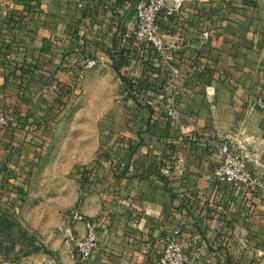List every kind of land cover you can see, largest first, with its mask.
<instances>
[{
    "label": "crops",
    "instance_id": "1",
    "mask_svg": "<svg viewBox=\"0 0 264 264\" xmlns=\"http://www.w3.org/2000/svg\"><path fill=\"white\" fill-rule=\"evenodd\" d=\"M145 1L0 2V108L16 117L0 131V264H156L174 229L187 264H264V187L212 177L226 142L264 182V0H165L153 70L133 40ZM121 48V72L140 85L126 102L131 123L80 162L88 180L68 176L73 163L47 159L51 130L86 80L67 90V72L84 55L111 64ZM171 90L175 116L154 119L146 97L165 106ZM75 211L98 226L83 261L69 256L86 233Z\"/></svg>",
    "mask_w": 264,
    "mask_h": 264
},
{
    "label": "rangeland",
    "instance_id": "2",
    "mask_svg": "<svg viewBox=\"0 0 264 264\" xmlns=\"http://www.w3.org/2000/svg\"><path fill=\"white\" fill-rule=\"evenodd\" d=\"M97 65L84 74L81 82L86 80L78 92L73 94L72 104L49 135L47 159L73 163L75 166L69 168L68 176L87 167L89 163L80 162L88 160L90 156L91 162L94 161L100 150L122 137L131 123L126 116L131 105L128 103V106L126 102L131 96L122 87L124 74L117 70L113 62L106 63L105 66ZM79 180H82L81 176ZM5 235L7 240L4 246L11 245L9 249H14V235ZM27 251V248L19 250L25 253ZM16 257L14 255V260Z\"/></svg>",
    "mask_w": 264,
    "mask_h": 264
},
{
    "label": "built area",
    "instance_id": "3",
    "mask_svg": "<svg viewBox=\"0 0 264 264\" xmlns=\"http://www.w3.org/2000/svg\"><path fill=\"white\" fill-rule=\"evenodd\" d=\"M4 0H0L3 2ZM165 7V0H146L136 10V28L133 33L134 41L143 45L148 50L163 53L166 42L159 33V15ZM173 8H167V14H171ZM171 49H180V44L173 42L168 45ZM96 57L84 55L80 62L73 65L67 72V90H74L84 74L96 66ZM174 90V89H173ZM164 111L170 117L176 114L174 93L171 90ZM62 99H60L61 101ZM264 105L263 102H259ZM16 121L15 114L4 111L0 108V131L8 128ZM219 162L212 172L213 179L222 186H240L243 188H263L264 182L255 174H252L246 162L235 147L230 143L223 142L217 148ZM75 220L82 221L86 230L85 236L81 239H74L73 249L69 252L70 258L76 261L88 259L97 247L98 226L92 220L86 219L81 213H72ZM189 255L183 250L179 231L174 229L171 233L163 236L162 246L156 259V264H187Z\"/></svg>",
    "mask_w": 264,
    "mask_h": 264
},
{
    "label": "trees",
    "instance_id": "4",
    "mask_svg": "<svg viewBox=\"0 0 264 264\" xmlns=\"http://www.w3.org/2000/svg\"><path fill=\"white\" fill-rule=\"evenodd\" d=\"M134 40V39H133ZM143 46V45H142ZM144 47V46H143ZM145 48V47H144ZM147 49V48H146ZM125 50L124 48H121L120 50H115L113 51L112 53H110V56H111V59L113 61V64L114 66L117 68L118 71H120L124 66H126L128 64V61H129V52L128 50H126L127 52L125 53ZM147 54H146V57H145V61L148 63V65H150L151 69L153 70L152 67H154V62L157 63L158 59H159V55L160 53H158L157 51H154V50H147ZM156 65V64H155ZM123 79V86H124V89L128 92V94L130 96H132L135 100H138L139 97H140V91L138 89V87L140 86L139 83L135 82V81H131V80H128V78H126L125 76L122 77ZM130 85H134V88H133V91H131L130 89H128V87ZM147 93V90H150V91H154L156 93H158V95L162 98L164 96V94L162 92H160L159 88L157 87H154V88H145L144 89ZM145 93V92H144ZM145 93V94H146ZM146 106L151 110L152 114L154 115L153 118L154 119H159V120H166V121H169V119L171 118L170 116H168L166 114V112L164 111L163 109V106L164 105H160L158 104L155 99H154V96H151L149 95L148 97H146ZM152 118V120H154ZM88 169H80L79 174L81 176V179L86 181L88 180L90 174L88 173Z\"/></svg>",
    "mask_w": 264,
    "mask_h": 264
}]
</instances>
